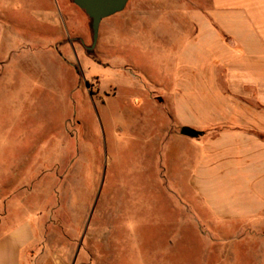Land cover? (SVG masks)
<instances>
[{"label": "rangeland", "instance_id": "obj_1", "mask_svg": "<svg viewBox=\"0 0 264 264\" xmlns=\"http://www.w3.org/2000/svg\"><path fill=\"white\" fill-rule=\"evenodd\" d=\"M139 1L89 49L71 0H0V236L34 228L21 264H264V218L213 222L188 183L195 139L170 116L187 3L126 20Z\"/></svg>", "mask_w": 264, "mask_h": 264}, {"label": "crops", "instance_id": "obj_2", "mask_svg": "<svg viewBox=\"0 0 264 264\" xmlns=\"http://www.w3.org/2000/svg\"><path fill=\"white\" fill-rule=\"evenodd\" d=\"M173 1L187 4L185 28L175 23L185 42L173 56L170 116L200 132L188 137L197 152L188 183L213 222L247 227L264 218V0ZM153 2L125 19L149 16ZM34 239L27 223L0 236V264H21Z\"/></svg>", "mask_w": 264, "mask_h": 264}, {"label": "water", "instance_id": "obj_3", "mask_svg": "<svg viewBox=\"0 0 264 264\" xmlns=\"http://www.w3.org/2000/svg\"><path fill=\"white\" fill-rule=\"evenodd\" d=\"M74 5L84 11L89 18V27L91 30L92 44L89 49H92L98 39L99 26L103 19L121 12L128 0H71ZM182 135L188 137H197L200 132L188 126H183L180 129Z\"/></svg>", "mask_w": 264, "mask_h": 264}]
</instances>
